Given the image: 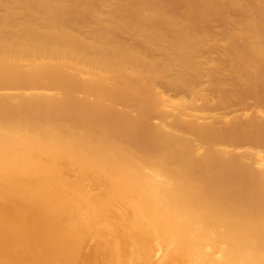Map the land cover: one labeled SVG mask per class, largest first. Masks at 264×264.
I'll return each instance as SVG.
<instances>
[{
    "label": "bare ground",
    "instance_id": "obj_1",
    "mask_svg": "<svg viewBox=\"0 0 264 264\" xmlns=\"http://www.w3.org/2000/svg\"><path fill=\"white\" fill-rule=\"evenodd\" d=\"M0 2V264H264V0Z\"/></svg>",
    "mask_w": 264,
    "mask_h": 264
},
{
    "label": "rangeland",
    "instance_id": "obj_2",
    "mask_svg": "<svg viewBox=\"0 0 264 264\" xmlns=\"http://www.w3.org/2000/svg\"><path fill=\"white\" fill-rule=\"evenodd\" d=\"M0 12H2L1 2H0ZM212 31L214 34L220 39L222 38L221 31L223 29V26L219 22H214L211 26ZM127 40V38H126ZM218 58V53L216 49L208 50L204 52V54L201 56L200 61L203 62L205 67H209L212 62H214ZM157 88L163 92H165L168 96L172 97L173 99H180L183 98L185 100H191L192 99V93L190 91H179L175 88L170 87L166 81H157ZM202 88L206 90L208 93V96L210 98V101L212 103L218 102L220 98V93L218 90L211 89L209 87V78L205 77L202 82ZM14 92V91H11ZM264 106H262V103L259 98L254 97L252 95L245 96L244 100L238 101L235 99V97L232 96L230 102L227 105H224L222 107H217V109L212 110L211 113H217L218 115L222 116L225 119H228L232 116H243L247 113L260 111L261 114L264 116ZM234 148V146H231ZM239 147L242 148H253L256 150H264V145L261 146H252L249 144L240 145Z\"/></svg>",
    "mask_w": 264,
    "mask_h": 264
}]
</instances>
